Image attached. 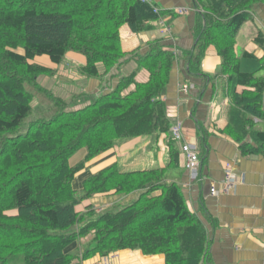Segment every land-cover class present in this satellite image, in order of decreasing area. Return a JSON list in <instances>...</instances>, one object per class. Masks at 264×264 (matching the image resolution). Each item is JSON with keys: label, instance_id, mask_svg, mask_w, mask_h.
<instances>
[{"label": "trees", "instance_id": "obj_1", "mask_svg": "<svg viewBox=\"0 0 264 264\" xmlns=\"http://www.w3.org/2000/svg\"><path fill=\"white\" fill-rule=\"evenodd\" d=\"M191 2L197 21L195 45L181 55L185 75L213 81L201 72L200 62L208 47L215 48L221 59L218 75L225 73L230 84L231 116L223 133L247 154L264 156V131L249 134L253 119L264 120V78L241 72L234 54L237 32L264 0ZM154 8L139 0H0V264H11L16 256L23 264H82L122 250L163 255L165 264H203L206 231L189 211L181 187L167 181L179 155L170 136L163 169L123 172L112 164L73 187L84 164L117 143L168 135L170 122L160 97L179 51L151 41L145 52L131 55L149 73L146 83H136L133 74L122 77L112 91L77 110H68L65 100L39 86L38 78L52 70L31 62L46 56L60 64L74 52L86 59L82 75L96 77L98 64L108 72L125 57L120 28L127 26L133 34L149 31L166 14ZM260 35L255 41L263 45ZM130 85L134 89L125 93ZM32 92L42 93L53 113L25 124ZM244 136L253 137L256 145L244 143ZM80 149L86 151L84 159L71 166L69 159ZM135 192L136 200L115 211L76 210L97 195Z\"/></svg>", "mask_w": 264, "mask_h": 264}, {"label": "crops", "instance_id": "obj_2", "mask_svg": "<svg viewBox=\"0 0 264 264\" xmlns=\"http://www.w3.org/2000/svg\"><path fill=\"white\" fill-rule=\"evenodd\" d=\"M151 3L166 13L165 17L161 18L164 19L162 23L157 22L149 31L140 34H133L127 26L120 29L121 48L125 57L117 71L120 77L135 72L136 83H146L149 73L146 70H136L131 58L134 51L145 52L148 43L155 40H160L162 45L170 49L175 48L180 55L191 51L195 45L197 11L192 7L191 0H151ZM176 8L189 10L185 15H179L173 11ZM249 22L255 29L251 26L245 27L244 24L241 26L235 37L234 54L238 58L240 71L239 52H243L241 55L243 58L248 59L244 53L250 55L249 58H256L261 63L258 69L255 64L253 65L255 71L241 72L253 73L256 77L264 78V43L259 45L255 41L259 34L260 39L264 40V5L253 8ZM243 32L246 33L248 40L240 44ZM66 56L68 60L65 63L71 65L76 63L80 67L86 63L85 57L81 55L68 53ZM43 63L45 65L41 66L55 70V66L48 64L47 61ZM183 63L180 58L173 65L170 81L161 96L170 126L180 123L182 133V140L174 143L179 154L178 168L167 171V181L175 182L181 187L189 211L198 218L206 231L208 249L203 264H264V156L247 154L235 140L223 133L231 116L227 92L230 84L225 73L218 75L221 73V59L215 48L208 47L200 62L201 72L215 77L213 81H202L201 77L187 79ZM97 70L99 75L96 78L87 79L83 76L84 81H77V75L66 69V72L62 70L58 75V85L50 78L39 77L37 82L60 99L67 95L86 96L81 103L87 106L101 94L113 90L118 82L115 77H112L111 81L109 79L114 71L104 75L102 65H97ZM71 79L73 83L76 80V84L80 85L79 91L69 85ZM183 85L189 88L187 94L181 91ZM54 86H57L60 94H54L56 92ZM131 89L133 86L128 91ZM241 90L237 89L238 92ZM219 98L222 99L221 104L217 103ZM259 124L264 126V120L253 119L249 134L264 131V127L257 129ZM169 136V133L143 136L117 143L114 148L88 162L90 166L79 172L80 180L112 164H117L123 172L163 169L169 160ZM244 137V143L256 145L253 137ZM181 144L197 147L200 161L198 175L202 181L196 178L191 184L186 185L189 178L184 168L185 157L179 152ZM85 154L84 150L79 161ZM226 164L231 167L237 181L227 194L211 196V185L217 188L224 180ZM78 182L77 185L80 187ZM138 195V192L127 196L97 195L87 200L88 203L80 204L76 210L83 212L87 206H92L94 210L105 211L117 207V203H125L126 206L136 200ZM82 264H165V258L163 255L145 256L141 251L122 250L110 254L107 258L95 256L83 261Z\"/></svg>", "mask_w": 264, "mask_h": 264}, {"label": "rangeland", "instance_id": "obj_3", "mask_svg": "<svg viewBox=\"0 0 264 264\" xmlns=\"http://www.w3.org/2000/svg\"><path fill=\"white\" fill-rule=\"evenodd\" d=\"M164 21V19H159L158 20V23L160 24V23H162ZM245 27H249V26H251V27H253V29H255V27H254V25L251 23V22H246L245 24ZM122 28V27H121ZM120 28V29H121ZM245 31V30H244ZM140 34V33H139ZM119 36H120V30H119ZM246 40V42H247V37H246V33H242L241 34V38H240V40H239V43L240 44H242L244 41ZM17 52L19 53V54H22L23 53V50L22 49H17ZM68 53H74V52H68ZM67 53V54H68ZM242 53L243 52H239L238 53V57H239V60L241 61V71H244V72H252V71H249V70H256V69H258L259 68V66L258 65H261V63L256 59V58H248V59H246V58H243L241 55H242ZM66 54V55H67ZM74 54H76V55H81V54H78V53H74ZM65 55V57L63 58V60L61 61V63L60 64H53V63H51L50 62V60L46 57V56H39V57H35L33 60H31V62L32 63H36V64H40V65H45L43 62H45V61H47V63L48 64H50V65H52V66H55V70L53 71L52 70V73L50 74V75H47V76H41L40 78H50L51 79V81H53L54 82V84H56V85H58L59 84V81L57 80V77H58V75L60 74V72L62 71V70H65L64 72H66V69H67V71H69V72H72V74H76L77 75V77H78V80L77 81H84L85 79L83 78V76L84 75H82L81 74V71H80V69H81V67L79 66V65H77L76 63H73L72 65L71 64H69V63H65L67 60H68V56H66ZM82 57H84L83 55H81ZM181 55L180 54H178V59H180L181 57H180ZM122 59L118 62V64L116 65V66H114L112 69H110L108 72H106L105 71V68H104V75L105 74H108L109 72H112V71H114V74L112 75V76H109V79H110V81L112 80V77H115V78H117V80H119L120 78H122V77H120L119 76V71H117L118 69L117 68H119V65L122 63ZM132 61L135 63V65H136V70H138V71H140V70H144V69H139L138 68V66H137V62H136V58H133L132 59ZM257 65L256 66V69H255V66L253 67V65ZM98 65H102V64H98ZM103 66V65H102ZM104 67V66H103ZM260 72L261 71H259L258 73L260 74ZM77 73H79V74H77ZM55 74V75H54ZM134 75V78H135V76H136V73L135 72H133V73H131V74H129L128 76H130V75ZM52 75H54V76H52ZM99 75V74H98ZM97 75V76H98ZM96 76V77H97ZM128 76H125V77H128ZM67 77L68 76H66L65 78L67 79ZM85 78H87V79H89V78H92V77H87V76H84ZM96 77H93V78H96ZM105 76H102V78H104ZM64 78V79H65ZM92 78V79H93ZM63 79V81L65 82V80ZM77 81L75 80V82L73 83V79H71L70 80V83H69V85L70 86H72V88H74L76 91H79L80 90V85H78V84H76L77 83ZM139 84H144V83H139ZM62 85V84H61ZM40 86V85H39ZM132 85H130L127 89H126V91H125V93H128L129 91V88L131 87ZM184 86V85H183ZM186 86V85H185ZM41 87V86H40ZM42 89H44V90H46V91H48L49 93H51L49 90H47L46 88H44V87H41ZM54 88H55V90H56V92H54V94L56 95V94H60V92H59V90L57 89V86H54ZM115 88V87H114ZM187 88V90L189 89L188 87H186ZM133 89H134V86H133ZM133 89H131L130 91H132ZM112 91V90H111ZM33 93V100H32V103H31V107H32V110H31V113H30V115L27 117V119H26V121H25V124H28L29 122H31V121H34V120H36V119H39V118H44V119H46V118H49L51 115H52V113H53V107H52V105H51V103H50V101L49 100H47L46 99V97L42 94V93H39V92H32ZM188 93V92H187ZM53 95V94H52ZM84 98H86V96L84 97V96H82V97H80V95L78 96V97H76V96H73V95H71V96H65L63 99L68 103V110H77V109H81V108H83V107H85L86 106V104L85 103H81V101H83L84 100ZM62 99V100H63ZM160 100H161V97H160ZM78 103V104H77ZM93 103V102H92ZM217 103H219V104H221L222 103V99L221 98H219L218 100H217ZM264 126L263 125H261V124H259V125H257V129H262ZM182 135V134H181ZM191 146H194V145H191ZM195 148H196V151H197V147L196 146H194ZM86 152V151H85ZM84 153V149H80L79 151H77L76 153H75V155H73L70 159H69V164L70 165H75V163L76 164H78V163H80L83 159H84V157H83V159L81 160V161H79L80 160V158H81V156H82V154ZM197 153H198V151H197ZM86 155V154H85ZM198 157H199V154H198ZM96 158V157H95ZM95 158H93V159H95ZM92 159V160H93ZM92 160H90V161H92ZM89 161V162H90ZM93 163V162H92ZM91 163V164H92ZM89 165V163L87 162L86 164H84V167H83V169H82V171L83 170H85V167H89L88 166ZM80 174L78 173L77 175H76V178H75V180L77 179V181H75L74 180V182H73V187H75L76 186V188L77 187H79L78 185H77V182L78 181H81L80 179H81V177L79 176ZM187 175H188V178H189V181H188V183L186 184V185H189V184H191L192 183V181L193 180H195L196 178H198L199 180H201L202 181V179L199 177V175L197 174L195 177H194V175H189V173L187 172ZM83 181V180H82ZM81 181V182H82ZM81 182H78V183H80L81 184ZM89 200H91V199H89ZM83 203H88V201H83ZM118 204V206L116 207H113L112 209H109V210H112V211H115V210H117V209H121V207H123L124 205H125V203L124 204H120V203H117ZM99 209V208H98ZM95 212L96 213H101V212H104V210H101V209H99V211H97V210H95ZM12 214V213H11ZM84 242V240H81L80 241V244H82ZM11 264H23V261H22V257L21 256H16V257H13V262L11 263Z\"/></svg>", "mask_w": 264, "mask_h": 264}, {"label": "built area", "instance_id": "obj_4", "mask_svg": "<svg viewBox=\"0 0 264 264\" xmlns=\"http://www.w3.org/2000/svg\"><path fill=\"white\" fill-rule=\"evenodd\" d=\"M141 3H146L149 5H153L151 0H139ZM188 8H176L173 11L179 15H185L188 12ZM154 12H158L157 8H154ZM175 53V52H174ZM181 91L184 94H187L188 90L186 86L181 87ZM170 137L176 142L179 143L182 140V133H181V124L176 123L172 125L169 129ZM180 152L185 157L184 168L189 175H194V177L198 174L200 169V161L198 158V153L194 146L189 144H181L180 145ZM236 176L233 174L231 167L229 165H225L224 168V180L218 185L216 188L214 185L210 187V195L211 196H218L227 194L233 188L236 182Z\"/></svg>", "mask_w": 264, "mask_h": 264}]
</instances>
